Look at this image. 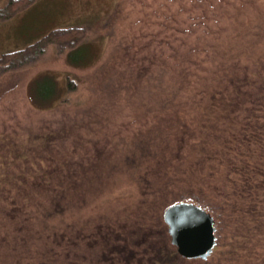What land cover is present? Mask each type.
I'll return each instance as SVG.
<instances>
[{
  "label": "rangeland",
  "instance_id": "374dc122",
  "mask_svg": "<svg viewBox=\"0 0 264 264\" xmlns=\"http://www.w3.org/2000/svg\"><path fill=\"white\" fill-rule=\"evenodd\" d=\"M10 1L0 0V12ZM34 1L12 17H0V53L21 48L52 28L86 23L92 34L81 42L89 46L81 55L85 66L68 63L66 54H60L59 46L54 44L45 46L43 58L31 68L0 66V132L37 137L60 129L51 141L55 140L70 158L69 167L87 188L83 206L74 205L71 220L75 225L91 220L101 225L112 222L109 228L99 225L110 240L113 230L135 234L128 220L138 214L163 220L164 208L179 197L170 196L168 191L153 193V185L163 188L168 176L167 160L161 155L158 160L155 155L167 147L169 139L170 147L179 146L166 125L170 118L183 115L190 120L202 117L203 112L191 95L189 102L176 100L172 108L160 106L159 99L170 90L168 84L176 82L178 88L182 69L193 72L185 84L196 82L198 73H210L214 60L219 58L213 46L220 40L218 51L233 55L228 59H233L238 68L255 66L254 53L252 57L251 52L247 55V50L241 48L248 39L256 43L258 58H264V0ZM248 25V32L232 40L234 32L240 27L248 30ZM231 43L240 51H225ZM41 71L54 72L62 86L69 80L77 82L76 90L53 108L38 109L35 102H30L27 88ZM161 71H165V78L159 86ZM57 78L53 77L56 83ZM34 81L38 90L51 86L44 76ZM186 97L182 94L180 99ZM183 149L186 157L174 155L176 165L171 172H180L179 164L185 167L203 152L201 147L200 152L197 148L189 153L187 144ZM73 199L77 202L76 197ZM164 229L167 232V227ZM157 234L159 242L170 240L168 232ZM92 245L90 238H85L83 243L69 247L70 264H98L101 248ZM56 252L59 263L60 248ZM144 254L140 249L129 259L135 258L132 263L137 264V258ZM188 261L199 264L202 260Z\"/></svg>",
  "mask_w": 264,
  "mask_h": 264
},
{
  "label": "trees",
  "instance_id": "16d2710c",
  "mask_svg": "<svg viewBox=\"0 0 264 264\" xmlns=\"http://www.w3.org/2000/svg\"><path fill=\"white\" fill-rule=\"evenodd\" d=\"M34 2L12 0L0 17H12ZM90 27L85 23L52 28L21 48L0 53V66L31 68L43 58L44 48L50 44L59 46L68 63L85 66L80 60L89 46L81 42L92 34ZM247 27L248 30L240 27L234 32L232 40L248 32L251 25ZM255 44L249 39L242 44L247 55L251 52L253 57L254 53L256 66L242 69L228 59L233 55L218 51L221 40L218 41L213 50L219 58L214 60L210 73H198L196 82L185 84L193 72L188 68L180 70L178 88L176 82L173 86L168 84L170 90H165L159 99L160 106L172 108L176 100L189 102L191 95L203 112L202 117L190 120L183 115L169 119L166 126L179 146L170 147L169 139L167 147L160 154L155 153L156 159L161 160V155L167 160L168 176L163 188L153 185V193L168 191L170 196H179L168 205L193 201L214 216L217 244L210 257L199 259L202 260L199 264H264V58H258ZM233 45L225 51L233 50L234 54L240 51ZM164 73H159V86ZM38 76L50 79L51 86L38 90L33 83ZM53 77L57 78L54 72L41 71L28 84L29 100L38 109L53 108L76 90L77 82L69 80L62 86ZM182 94L187 97L180 99ZM58 131L51 129L37 137L31 133L0 132V264H56V248H60L62 256L57 264H70L69 247L83 243L85 238H90L94 248H101L98 264H134L135 258H129L140 249L145 254L137 258V264H189L171 239L158 241V232H168L160 216L146 219L141 213L128 220L135 231V234L124 232L132 235L129 238L122 231L113 230L114 237L109 240L99 225L109 228L112 222L101 225L91 220L92 223L75 225L71 220L74 205L83 206L87 188L69 167L70 158L55 140L51 141ZM186 144L189 153L197 148L200 152L201 147L203 152L197 159L191 158L187 166L179 164L180 172H171L176 165L174 155L186 157L187 151L183 149ZM126 250L130 252L125 253Z\"/></svg>",
  "mask_w": 264,
  "mask_h": 264
},
{
  "label": "water",
  "instance_id": "95a60500",
  "mask_svg": "<svg viewBox=\"0 0 264 264\" xmlns=\"http://www.w3.org/2000/svg\"><path fill=\"white\" fill-rule=\"evenodd\" d=\"M171 243L187 259H207L217 244L214 216L200 204L182 200L163 210Z\"/></svg>",
  "mask_w": 264,
  "mask_h": 264
}]
</instances>
